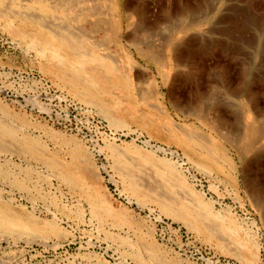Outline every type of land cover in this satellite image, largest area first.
<instances>
[{
	"label": "rangeland",
	"instance_id": "1",
	"mask_svg": "<svg viewBox=\"0 0 264 264\" xmlns=\"http://www.w3.org/2000/svg\"><path fill=\"white\" fill-rule=\"evenodd\" d=\"M98 1L102 0H92L91 3L96 5ZM32 3V0H0V11L14 13L15 16L41 14L35 6L31 7ZM116 3L118 15L124 18H117L120 21V32H115L114 36L121 34L118 37L121 40L117 38L111 41L112 32L93 27L106 20L102 16L75 27L94 40L103 42L106 49L104 53H112L114 56L120 46L134 55L137 65L146 74L141 77L135 96L139 100H147V109H154L162 102L176 125L194 122L205 135H211L210 131L186 114L189 104L200 103L204 97L205 105L201 104V111L203 118L212 126L216 124L212 113L221 111L226 119L223 120L225 124L219 131L220 135L228 134L231 137V142L224 144L221 149L228 158L234 160L235 172L231 173L229 167L221 162L212 163L210 170L194 163L181 147L169 141V127L160 126L159 133H156L142 125L139 127L140 122L127 121L116 133L97 108L74 98L62 84L47 76L40 69L42 56H37L38 53L28 42L21 41L8 32L6 21L0 19V101L43 120L57 132L66 136L75 135L88 151L93 168L101 176L112 206L128 211L136 224L135 227L128 226V229L127 226L115 227L109 222L102 226L96 220L91 221L89 207L78 193L58 185L56 179L41 167L35 164L26 166L25 162L7 157L8 160L1 159L0 164L8 165L14 170L31 167L34 175L29 178V192H23L13 186L11 181L0 178L2 199L7 201L8 198H14V204L33 212L42 222L56 219L62 231L71 234L72 238L64 242L56 237L46 238L38 234L4 238L0 241V264H135L132 259L135 249L146 244L149 239L160 246L162 256L159 258L165 264H241L223 252L225 248L235 247L232 240L227 242V236L222 245L217 246L202 234L190 230L183 222H174L165 217L156 204L142 201L126 192L124 182L118 175L115 156L106 145L108 142L113 143L125 159L136 163L140 169L138 178L151 187L157 184L154 168L159 165H147L146 161H139L134 151L122 146L123 143H134L142 149L145 147L143 151L155 154L156 160L166 158L170 163L172 161L171 164L176 169L179 168L178 171L190 187L209 202L213 211H228V219L236 223L240 232L246 231L253 239L262 242L264 247V144L255 145L247 155L238 151L239 139L247 127L242 100L256 101L255 114L264 122V0H116ZM175 9L181 12L178 18L202 21L200 30L188 32L184 41H180L181 48H184L181 57L176 56L173 49L166 54L161 48L171 30L175 29L177 21L167 22L165 27L155 25L158 19L165 18L166 10L172 13ZM125 13L133 14L135 20L138 19L137 23L131 25L132 22L126 18ZM45 20L51 27L65 25L57 18ZM140 20L146 25L152 24L154 29L143 34L139 27ZM128 40L139 44L143 53L154 48L162 51V56L168 58V66L174 69L173 74L177 79L165 83L158 74L159 65L142 58L138 50L129 45ZM197 90L200 94L194 96L193 93ZM177 107L183 112H178ZM48 110H51V114ZM128 133L130 134L127 135ZM212 136L217 137L214 134ZM148 142L150 144H146ZM48 144L50 148H54L51 142ZM160 147L168 151L167 154L159 150ZM176 189L179 193L182 191L179 187ZM183 193L182 191L180 194ZM79 210H82L83 217L77 218L76 212H80ZM76 218L79 219L78 222ZM90 223L94 226L89 225ZM127 251L129 252L126 253ZM142 256L147 259L145 252ZM257 264H264V248Z\"/></svg>",
	"mask_w": 264,
	"mask_h": 264
},
{
	"label": "bare ground",
	"instance_id": "2",
	"mask_svg": "<svg viewBox=\"0 0 264 264\" xmlns=\"http://www.w3.org/2000/svg\"><path fill=\"white\" fill-rule=\"evenodd\" d=\"M32 1L31 7L34 8L35 6L41 14L31 15L28 13L15 16L14 13L12 14L10 12L12 14L10 15L7 12L0 11V19L6 21L8 32L20 38L21 41L28 42L30 47H33L38 53L37 56H42L43 63L40 69L47 76L55 82L62 84L74 98H78L89 106L91 105L97 108L109 121L110 127L116 133L128 123L127 121L140 122L139 127L142 125L145 129L156 133L159 131L160 126L163 128L169 127V141L181 147L194 163H197L205 169H209L212 163L221 162L226 167H229L231 173L235 172L234 168L236 164L233 162L234 160L228 158L227 154L221 149L224 144H227L231 140L228 134L220 135L219 131L224 128L223 125L225 124L223 120L226 119L223 118L224 114L222 115L221 111L218 110L212 113L216 119V124L212 126L203 118L201 111V104L205 105L203 102L204 97H202L203 100L200 97V100H202L200 103L195 102L189 104V110L186 108L188 110L186 112L188 117H193L196 119L194 121H198L202 124L203 128H207L210 131L211 135H205L199 131V127L193 124L194 122L191 124L181 123V126H179L180 124L176 125L162 102L154 109H147V100H139L136 97L138 85L141 82L140 79L146 76V74L137 65L134 55L129 50H125L120 46L114 56L112 53H104L106 49L104 47L105 45L102 44L103 42L100 43L94 40L92 36H88L80 28L75 27L80 23L102 16L106 20L103 23L98 22L93 27H101V29L112 32L113 39L110 38L111 41L117 39L121 35L114 36L115 32H120V21L117 18L124 17L118 15L116 9L118 2L115 4L116 0H102L98 1V3L96 2V5L91 3L92 0H74L73 2H68L67 0ZM128 11L129 9H127ZM171 15L173 18H171ZM180 15L181 12L178 9H175L172 13L166 10L165 18L158 19L157 23L155 22L156 27H165L167 22L172 20L177 21L175 29L171 30L168 36L169 38L162 43L161 48L166 54L169 50L173 49L174 54L179 57H181L184 50L180 46V41H184L188 32L200 30L202 27V21H189L183 17L178 18ZM125 16L132 22L131 25L138 21V19L135 20V16L131 13ZM44 17L57 18L62 23H65V25L60 24L57 27H51L47 24ZM139 23L141 24L139 27L143 34L155 27L152 24L146 25L141 20ZM128 41L131 47L138 50L142 58L159 65L158 74L165 83L166 81L177 79L176 75L173 74L174 69L168 66V58L166 59V57L162 56V51L159 52L160 50L157 51L154 48L144 52V54L139 44L133 43L130 40ZM193 94L194 96H199L200 92L197 90ZM241 103L247 127L245 133L239 139L240 145H238V151H241L242 155H247L252 152L255 145L259 143L264 144V122L259 120L255 114L256 101L253 102L251 99H246L242 100ZM170 105L172 106V103ZM181 109L184 110V108ZM183 110L181 111L178 108L177 111L183 112ZM48 111L51 114V110ZM156 116L158 117L157 119ZM212 134L217 137L212 136ZM74 136H66L57 132L54 130V127H50L48 124L46 125L43 120L41 121L33 115L22 112L15 106L11 107L0 101V160H8L10 157L25 162L26 166L35 164L46 170L51 177L53 176L56 179L58 185L67 187L69 191L78 193L83 198L89 207V210H87L90 211L91 221L96 220L102 226H106L109 222V224L111 223L118 228L125 226L127 228L128 226L135 227V221L128 211L115 209L112 206L102 178L93 168L94 164L87 153L88 151L85 149L84 144ZM48 142L54 145L53 149L50 148ZM146 144H150V142ZM122 146H126L130 151L133 150L136 155L135 157L139 161L144 160L147 162V165L153 163L155 166L159 165L160 167L154 168V175L157 178L156 186L151 187L143 184L138 178V170L140 169L136 163L125 159L126 157L124 158L122 156L118 150L119 148L117 149L113 143L108 142L106 148L115 156L118 175L124 182L125 186L123 187H125L126 192L131 193L142 201L156 204L165 217L171 218L174 222H183L190 230L192 229L202 234L207 240L215 242L217 246L222 245L224 237L227 236V242L232 240L231 242L234 243L235 247L231 249L228 246L229 249L225 248L223 252L241 264H257L259 262L261 250L264 248L262 242L256 238L253 239L252 236L245 233L246 231L240 232L236 223L232 219H228V211H213L209 202L203 200L192 189L193 187H190L187 180L178 171L179 168L176 169L177 167L175 168V165L173 166L171 164L173 163L172 161L170 163L166 158L156 160L154 159L155 154L153 155L150 151L151 154L143 151L145 147L142 149L134 143L124 142ZM159 150L166 154L168 152L162 147ZM171 154L174 155L173 152ZM7 166L0 164V178L11 181L13 186H16L23 192H29L31 186L29 185V178L34 175L32 168L25 167L14 170ZM36 166L35 168L37 169ZM176 187H179L184 193L180 194L182 191L180 193L177 192ZM14 201H16L14 198L11 200L8 198L6 201L0 195V241L4 240V238L7 239V237L15 238L17 235L28 234H38L46 238L56 237L63 242L72 238L71 234L62 231L56 219L42 222L33 212L26 211L22 205L14 204ZM81 203L79 204L81 205ZM60 209L62 208L60 207ZM81 214L82 210L80 212L77 211V218H80V216L83 217ZM82 221L84 222V220ZM92 225L94 226V224ZM103 228H100V230ZM112 228L115 229L114 227ZM115 236L113 237L114 239ZM122 245L124 246L125 244ZM144 245L141 246L142 249L138 247V250L135 249L136 253H132L134 255L132 259H134L133 262L135 264H165L162 261L163 259L161 260L159 258L162 256L160 246L158 247L150 239ZM144 252L147 255V259L142 256Z\"/></svg>",
	"mask_w": 264,
	"mask_h": 264
}]
</instances>
